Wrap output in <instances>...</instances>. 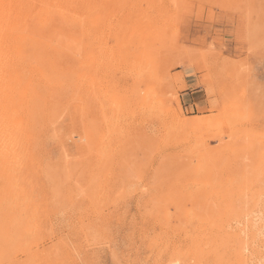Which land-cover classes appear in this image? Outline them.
Segmentation results:
<instances>
[{
    "label": "rangeland",
    "instance_id": "obj_1",
    "mask_svg": "<svg viewBox=\"0 0 264 264\" xmlns=\"http://www.w3.org/2000/svg\"><path fill=\"white\" fill-rule=\"evenodd\" d=\"M88 2L86 86L72 75L34 134L32 264H163L191 242L181 206H231L221 220L255 233L248 261L264 264V0Z\"/></svg>",
    "mask_w": 264,
    "mask_h": 264
},
{
    "label": "bare ground",
    "instance_id": "obj_2",
    "mask_svg": "<svg viewBox=\"0 0 264 264\" xmlns=\"http://www.w3.org/2000/svg\"><path fill=\"white\" fill-rule=\"evenodd\" d=\"M88 12V0H0V264H12L11 257L16 253L26 256V264L46 259L43 251L33 248L43 235L42 205L47 204L46 196L38 199L35 193L38 184L35 178L37 157L32 151L34 134L37 125L46 117L50 102L61 95L60 90L69 87L68 79L72 75L78 76L80 86H86L84 70L88 67L87 60L92 59L88 54ZM154 25L153 19L138 25L141 38ZM146 41L140 44L144 49L149 45ZM183 207L178 211L179 216L185 217L186 228L190 227L189 248L183 251L181 247H174L172 257L163 264H189L191 260L193 264H249L246 252L252 250V241L248 242L247 237L252 239L255 233L250 229L245 237L242 227L235 230L225 225L221 215L230 211L231 206L200 207L189 211ZM211 210L218 214H211ZM164 211L168 216V211ZM165 222L166 226L170 225L168 218ZM159 249L157 252L161 253Z\"/></svg>",
    "mask_w": 264,
    "mask_h": 264
},
{
    "label": "crops",
    "instance_id": "obj_3",
    "mask_svg": "<svg viewBox=\"0 0 264 264\" xmlns=\"http://www.w3.org/2000/svg\"><path fill=\"white\" fill-rule=\"evenodd\" d=\"M196 93H197L196 90L193 89V88L192 89L188 88V90H186L184 92V95L187 96L186 98L188 100V104H187L188 107H192L193 108L196 105V103L194 101V97H195Z\"/></svg>",
    "mask_w": 264,
    "mask_h": 264
}]
</instances>
